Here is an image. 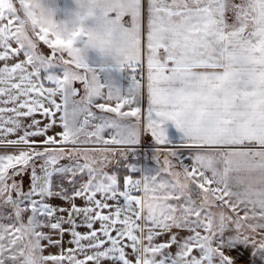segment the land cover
Masks as SVG:
<instances>
[{
	"label": "snow or ice",
	"instance_id": "1",
	"mask_svg": "<svg viewBox=\"0 0 264 264\" xmlns=\"http://www.w3.org/2000/svg\"><path fill=\"white\" fill-rule=\"evenodd\" d=\"M75 4L63 39L0 0V264H264V0ZM87 49L130 87L102 83ZM145 135L154 174H110Z\"/></svg>",
	"mask_w": 264,
	"mask_h": 264
},
{
	"label": "crops",
	"instance_id": "2",
	"mask_svg": "<svg viewBox=\"0 0 264 264\" xmlns=\"http://www.w3.org/2000/svg\"><path fill=\"white\" fill-rule=\"evenodd\" d=\"M38 2L43 3L46 8L50 9L54 15L56 16L57 20L60 22L61 25L66 27H71V20L74 18V13L76 11V4L75 0H38ZM88 26H91L92 22L89 20L87 22ZM79 45V44H78ZM80 46V45H79ZM100 58H105L101 56L99 52L94 49H87L86 50V59L90 66L97 68V67H116L113 62L102 61ZM39 118V117H38ZM165 128V135L168 140V147L174 149L176 151V156L173 158L174 162L179 159L184 165H190L191 159L188 151L184 148V142L182 139V133H180L171 121H168L164 125ZM143 146V149L141 148ZM134 149L140 151V153L135 156H131V162L137 163L143 167V170L139 171H130L124 165H122V161L116 157L111 166H108L107 169L110 174H115L117 177L121 175L124 177L126 174L127 176H132L134 178H138L140 175H151L154 174V171L157 167L156 160L154 159L155 156V149L156 145L152 141L150 135H145L141 138L140 142L136 145L132 146ZM163 158L161 157V162ZM121 170V172H120ZM121 177V178H122ZM119 178V177H118ZM27 187V184H25ZM52 203L57 204L60 203L59 200H53ZM77 203L79 204L80 201L78 200ZM84 231L85 229H80ZM49 251H57L56 249H50ZM235 255V253H233ZM240 264H252L250 261V253L248 251L243 252V256L241 258ZM254 264H261V261L257 258L254 261Z\"/></svg>",
	"mask_w": 264,
	"mask_h": 264
},
{
	"label": "clouds",
	"instance_id": "3",
	"mask_svg": "<svg viewBox=\"0 0 264 264\" xmlns=\"http://www.w3.org/2000/svg\"><path fill=\"white\" fill-rule=\"evenodd\" d=\"M18 3L22 19L24 20V29L27 33L46 32L48 34H58L63 39L70 38L65 34L54 13L46 8L43 3L38 2V0H18ZM76 27H78V24L74 22L71 25V29L74 30ZM59 50H70L73 62L78 61L84 53L83 47L79 46L75 40H73L70 49L61 48ZM178 183L182 188L187 189L191 181L184 173H180Z\"/></svg>",
	"mask_w": 264,
	"mask_h": 264
},
{
	"label": "rangeland",
	"instance_id": "4",
	"mask_svg": "<svg viewBox=\"0 0 264 264\" xmlns=\"http://www.w3.org/2000/svg\"><path fill=\"white\" fill-rule=\"evenodd\" d=\"M100 59L102 61L113 62L110 57H105L103 59L102 58ZM96 69L102 83L112 84L116 87H119L122 92L126 91L130 87L131 84L130 73L128 72L127 69L120 70L117 69L116 67H102V68L97 67ZM50 71L58 73L61 71V69L53 68L50 69ZM40 72H41V76L43 77L45 75L44 70L41 69ZM139 153H140L139 150L131 147V149L125 152L123 156H117V158L119 159V161H122L123 163L122 165H124V167H126L130 171H139L140 168L141 170H143V167H141L139 162L134 164L131 162L132 161L131 156L133 155L137 156ZM112 162H110L109 166H111ZM125 176H127V174Z\"/></svg>",
	"mask_w": 264,
	"mask_h": 264
},
{
	"label": "trees",
	"instance_id": "5",
	"mask_svg": "<svg viewBox=\"0 0 264 264\" xmlns=\"http://www.w3.org/2000/svg\"><path fill=\"white\" fill-rule=\"evenodd\" d=\"M120 172H121V170H120ZM118 177L121 178L122 176L121 175H118Z\"/></svg>",
	"mask_w": 264,
	"mask_h": 264
},
{
	"label": "built area",
	"instance_id": "6",
	"mask_svg": "<svg viewBox=\"0 0 264 264\" xmlns=\"http://www.w3.org/2000/svg\"><path fill=\"white\" fill-rule=\"evenodd\" d=\"M141 148H143V146H141Z\"/></svg>",
	"mask_w": 264,
	"mask_h": 264
}]
</instances>
